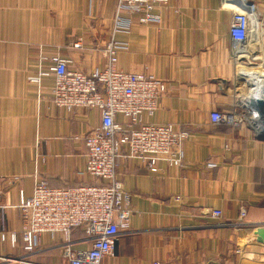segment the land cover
I'll return each mask as SVG.
<instances>
[{
	"label": "crops",
	"instance_id": "1",
	"mask_svg": "<svg viewBox=\"0 0 264 264\" xmlns=\"http://www.w3.org/2000/svg\"><path fill=\"white\" fill-rule=\"evenodd\" d=\"M242 1L255 17L247 40L235 44L238 0H168L154 8L158 22L134 18L129 32L114 30L116 0H0V264H68L60 233H44L35 251L25 250L19 204L40 179L50 186L103 182L86 171L84 141L102 117L97 108L56 105L55 75L40 72L60 56L90 74L106 66L112 39L127 43L120 69L166 83L158 109L143 120L189 136L182 164L161 161L157 171L122 146L117 178L130 193L131 215L102 264H264L254 232L264 225V105L257 103L264 0ZM218 109L230 117L214 123ZM83 229L72 232V254L91 246Z\"/></svg>",
	"mask_w": 264,
	"mask_h": 264
},
{
	"label": "built area",
	"instance_id": "2",
	"mask_svg": "<svg viewBox=\"0 0 264 264\" xmlns=\"http://www.w3.org/2000/svg\"><path fill=\"white\" fill-rule=\"evenodd\" d=\"M228 1V0H227ZM240 1L230 24V35L235 44L245 42L248 37L251 16L255 17L252 4ZM168 0H116L114 30L129 32L134 18L140 23L158 22L160 16L154 12L157 4ZM256 24L259 23L256 17ZM79 47L77 41L73 44ZM127 48L126 42L112 39L104 48L107 64L86 74L69 68L70 60L53 56L48 71L53 73V102L67 109L91 107L100 111L101 122L84 141L86 171L103 182L80 186H50L46 180L35 182L31 197L21 198L22 236L28 252L37 249L44 233L63 235L66 241L65 255L68 264H102V260L114 253L121 230L129 225L131 211L130 193L117 178V159L123 145L129 146V156L141 159L157 171L159 162L179 166L183 161L182 144L188 132L177 131L172 124L150 123L143 120L145 114L152 115L166 92V83L161 78L145 72L124 71L117 66L119 52ZM39 83L40 78L36 79ZM122 114L124 122H118ZM214 123L230 117V114L213 110ZM179 198V196H177ZM211 214L221 217V209H212ZM246 215L241 210L240 219ZM84 228L85 240L90 248L71 253L70 243L74 229ZM157 264H160L157 262Z\"/></svg>",
	"mask_w": 264,
	"mask_h": 264
},
{
	"label": "water",
	"instance_id": "3",
	"mask_svg": "<svg viewBox=\"0 0 264 264\" xmlns=\"http://www.w3.org/2000/svg\"><path fill=\"white\" fill-rule=\"evenodd\" d=\"M252 51L255 53L257 51V49H252ZM257 103L259 104L260 107H263L264 105V96L263 98H260L259 100H257ZM263 114V111H262ZM255 236L257 241L264 243V225H259L257 226V228L255 229Z\"/></svg>",
	"mask_w": 264,
	"mask_h": 264
},
{
	"label": "bare ground",
	"instance_id": "4",
	"mask_svg": "<svg viewBox=\"0 0 264 264\" xmlns=\"http://www.w3.org/2000/svg\"><path fill=\"white\" fill-rule=\"evenodd\" d=\"M248 74L255 76V71H254V70H252V71H249V73H248ZM263 90H264V89H263ZM260 91H262V90H260Z\"/></svg>",
	"mask_w": 264,
	"mask_h": 264
}]
</instances>
